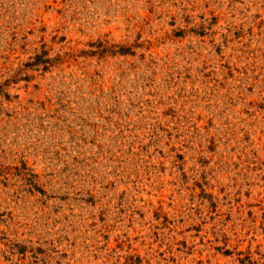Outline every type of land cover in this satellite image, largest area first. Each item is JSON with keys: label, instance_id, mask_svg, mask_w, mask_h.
Returning a JSON list of instances; mask_svg holds the SVG:
<instances>
[{"label": "rangeland", "instance_id": "1", "mask_svg": "<svg viewBox=\"0 0 264 264\" xmlns=\"http://www.w3.org/2000/svg\"><path fill=\"white\" fill-rule=\"evenodd\" d=\"M0 264H264V0H0Z\"/></svg>", "mask_w": 264, "mask_h": 264}]
</instances>
